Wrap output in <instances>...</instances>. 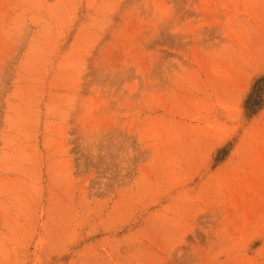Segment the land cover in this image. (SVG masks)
Masks as SVG:
<instances>
[{"label":"rangeland","instance_id":"374dc122","mask_svg":"<svg viewBox=\"0 0 264 264\" xmlns=\"http://www.w3.org/2000/svg\"><path fill=\"white\" fill-rule=\"evenodd\" d=\"M263 76L264 0H0V264H264Z\"/></svg>","mask_w":264,"mask_h":264},{"label":"trees","instance_id":"16d2710c","mask_svg":"<svg viewBox=\"0 0 264 264\" xmlns=\"http://www.w3.org/2000/svg\"><path fill=\"white\" fill-rule=\"evenodd\" d=\"M255 94L251 95L248 103L249 105L254 108L253 110H255L263 101V96H264V76L261 77L255 86Z\"/></svg>","mask_w":264,"mask_h":264},{"label":"bare ground","instance_id":"6f19581e","mask_svg":"<svg viewBox=\"0 0 264 264\" xmlns=\"http://www.w3.org/2000/svg\"><path fill=\"white\" fill-rule=\"evenodd\" d=\"M244 88H246V87H244Z\"/></svg>","mask_w":264,"mask_h":264}]
</instances>
